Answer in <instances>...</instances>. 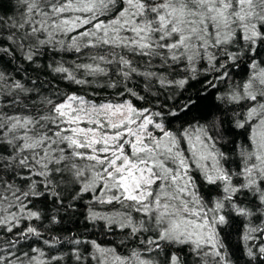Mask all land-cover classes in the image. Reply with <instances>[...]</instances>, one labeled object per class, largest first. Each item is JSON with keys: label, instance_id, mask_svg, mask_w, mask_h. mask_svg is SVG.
<instances>
[{"label": "snow or ice", "instance_id": "snow-or-ice-1", "mask_svg": "<svg viewBox=\"0 0 264 264\" xmlns=\"http://www.w3.org/2000/svg\"><path fill=\"white\" fill-rule=\"evenodd\" d=\"M0 264H264V0H0Z\"/></svg>", "mask_w": 264, "mask_h": 264}, {"label": "trees", "instance_id": "trees-1", "mask_svg": "<svg viewBox=\"0 0 264 264\" xmlns=\"http://www.w3.org/2000/svg\"><path fill=\"white\" fill-rule=\"evenodd\" d=\"M5 2H6V0H5Z\"/></svg>", "mask_w": 264, "mask_h": 264}]
</instances>
